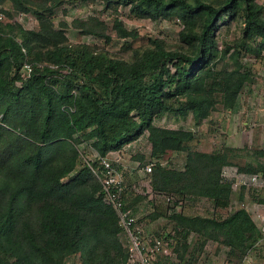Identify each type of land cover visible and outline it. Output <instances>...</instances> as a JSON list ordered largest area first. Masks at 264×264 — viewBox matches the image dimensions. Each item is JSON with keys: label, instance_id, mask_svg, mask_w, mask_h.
<instances>
[{"label": "trees", "instance_id": "1", "mask_svg": "<svg viewBox=\"0 0 264 264\" xmlns=\"http://www.w3.org/2000/svg\"><path fill=\"white\" fill-rule=\"evenodd\" d=\"M103 1L114 11L111 24L95 13L75 17L72 25L66 19L57 24L54 12L64 0H0V14L7 17L0 18V264H64L76 253L82 264L126 261L128 244L118 212L104 199L98 175L81 161L78 144L87 141L105 155L144 132L149 155L156 159L145 172L150 189L174 194V204L180 197H206L215 207H230L227 213L203 214L171 207L165 196L164 202L155 200L153 216L168 215L174 222L178 257H185L187 236L196 232L201 245L215 239L241 260L264 233L247 206L231 208L232 182L223 175V166L233 162L231 148L191 149L193 130L159 125L155 119L174 111L200 120L218 103L225 109L238 106L242 89L254 80L244 54L264 56V2ZM123 3L134 16L181 19L179 41L150 35L146 43L134 45L140 31L126 25L118 11ZM17 12L34 14L37 25L13 20ZM221 20L240 27L222 46ZM70 26L108 42L115 30L129 54L72 40ZM169 148L186 150L183 166L163 164L160 156ZM129 170L137 167H124L125 174ZM134 184L127 182L124 200L138 211L149 193Z\"/></svg>", "mask_w": 264, "mask_h": 264}, {"label": "rangeland", "instance_id": "2", "mask_svg": "<svg viewBox=\"0 0 264 264\" xmlns=\"http://www.w3.org/2000/svg\"><path fill=\"white\" fill-rule=\"evenodd\" d=\"M264 2V0H259ZM118 11L129 27H137L140 36L134 39V45L146 43L150 35L164 37L167 42L175 43L179 41V30L182 28V20L177 17H159L153 19L151 17L134 16L130 14V8L126 4L118 5ZM99 14L112 23V15L114 13L112 7L106 6L103 0H64L62 4L56 7L54 12L55 22L58 24L61 19L70 22L75 17H86L89 14ZM0 18L6 20L5 14H0ZM13 20L20 21L26 27H34L37 25V19L34 14L26 12H17ZM239 24L232 20H221L218 29L219 44L222 46L224 40L231 39L239 33ZM67 33L72 40H82L96 43L99 46L106 47L110 51L128 55L129 52L122 49V40L116 36L113 30V39L109 42L91 34L79 33V28L70 26ZM243 60L249 61L253 68L254 80L248 82L240 93L238 106L235 109H225L222 104L218 103L217 107L211 113L196 120L190 113L187 116H181L174 111H166L155 119L159 125L171 127H184L194 131V137L188 142L189 148L201 150L228 149V153L232 155L231 167H258L259 171L264 172V56L258 57L254 54H244ZM223 61L219 62V66ZM80 159H92L94 157V148L87 141L79 142ZM151 143L147 138V132H144L139 138L130 141L120 151L122 156L121 165L123 167L135 166L139 159L135 158L137 154H144L146 157L143 162H148L155 158L150 157ZM115 155L119 152H114ZM114 157V155H112ZM92 157V158H91ZM186 159V150L167 149L161 154L160 160L165 165L173 167L183 166ZM262 159V161H261ZM224 167V166H223ZM233 169V168H232ZM126 179L129 183H135L134 187L138 191L147 189L148 195L140 201L138 210L139 216L146 222L147 229L154 232L168 233L171 239L172 253L168 257H163L165 264H264V239L259 241L256 246L247 249L242 254L240 260L237 254H230L229 247L215 239H208L203 245L200 244L202 238L196 232H191L187 236L188 246L185 251V257L180 259L178 252L174 249L177 238L172 225L173 220L168 215L153 216V208L156 201L161 199L164 202V196L168 197L156 190L150 189L149 175H145L141 170L127 171ZM230 179V178H229ZM231 199L232 207L237 205H245L250 210L254 205L260 203V198L264 197V186L253 189L250 186L243 188V185L237 186L233 179ZM232 182V181H231ZM235 184V185H233ZM243 188V189H242ZM243 190V200L240 198V192ZM177 198L174 194L171 199H167L171 207H176L190 212L227 213L230 207H215L206 197L189 199L188 197H180L177 204L174 200ZM242 201H241V200ZM154 200V201H152ZM166 204V201H165ZM264 210V205L258 208ZM253 212V210H252ZM123 238V236H122ZM181 239V235L179 237ZM167 258V259H166ZM82 256L79 253L68 256L64 264H82Z\"/></svg>", "mask_w": 264, "mask_h": 264}, {"label": "built area", "instance_id": "3", "mask_svg": "<svg viewBox=\"0 0 264 264\" xmlns=\"http://www.w3.org/2000/svg\"><path fill=\"white\" fill-rule=\"evenodd\" d=\"M114 152H119V154L115 155ZM121 158L119 150L102 155L95 149L94 157L86 159L100 179L104 199L116 208L119 224L127 239L128 257L126 261L119 264H164L163 257L170 256L173 250L170 246V236L168 233L157 234L148 230L146 222L139 216L138 211L125 205L124 192L127 179L124 167L120 163L123 161ZM155 160L137 161L135 166L137 170L142 168L144 173L150 172ZM93 161H97V163L92 164ZM223 175L228 179L230 178L232 183L235 179L237 186L247 185L256 188L264 186V172L261 171H245L225 166L223 167ZM168 199H171V195L168 196ZM254 216L264 233V210L257 211Z\"/></svg>", "mask_w": 264, "mask_h": 264}, {"label": "crops", "instance_id": "4", "mask_svg": "<svg viewBox=\"0 0 264 264\" xmlns=\"http://www.w3.org/2000/svg\"><path fill=\"white\" fill-rule=\"evenodd\" d=\"M264 108V107H263ZM261 161H262V159H261ZM263 162V161H262ZM231 165V163H228V164H225L224 165V167L225 166H230ZM135 185V184H134ZM262 205H264V202L263 201H261L260 203H257V205H254V207H253V213H254V215H255V213L257 212V211H263V210H258V208H260V207H262Z\"/></svg>", "mask_w": 264, "mask_h": 264}]
</instances>
